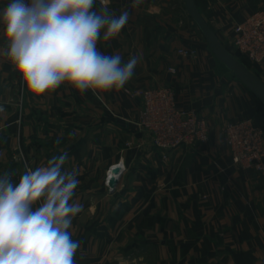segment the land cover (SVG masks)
I'll return each instance as SVG.
<instances>
[{"label": "crops", "instance_id": "1", "mask_svg": "<svg viewBox=\"0 0 264 264\" xmlns=\"http://www.w3.org/2000/svg\"><path fill=\"white\" fill-rule=\"evenodd\" d=\"M195 2L229 50L236 27L264 8V0ZM7 3L0 0V11ZM183 5L107 0L129 20L118 36L98 41L99 51L139 62L124 88L95 94L62 84L32 96L4 55L0 24V176L16 183L68 153L63 169H75L79 180L70 203L82 205L69 229L80 243L75 264H261L264 257V172L234 165L222 140L228 121L264 128V106L216 58ZM188 47L198 50L196 58L179 54ZM251 68L264 82V63ZM156 86L173 87L180 107L207 120L208 143L163 151L137 129L135 91ZM112 166L122 168L113 191Z\"/></svg>", "mask_w": 264, "mask_h": 264}, {"label": "clouds", "instance_id": "2", "mask_svg": "<svg viewBox=\"0 0 264 264\" xmlns=\"http://www.w3.org/2000/svg\"><path fill=\"white\" fill-rule=\"evenodd\" d=\"M141 0H134V6ZM9 0L0 11L4 55L34 97L67 84L81 95L124 88L139 57L99 51L101 38L119 35L129 13L115 15L100 0ZM58 142V141H57ZM68 153L45 167L26 170L13 183L0 176V264H75L80 243L69 229L82 205L70 203L79 185L75 169L64 170ZM38 205V206H36ZM35 206V207H34Z\"/></svg>", "mask_w": 264, "mask_h": 264}, {"label": "built area", "instance_id": "3", "mask_svg": "<svg viewBox=\"0 0 264 264\" xmlns=\"http://www.w3.org/2000/svg\"><path fill=\"white\" fill-rule=\"evenodd\" d=\"M179 54L196 58L193 47L179 49ZM232 53L252 65L264 63V8L250 14L236 29ZM172 72L175 69L171 68ZM141 99V108L133 124L147 133L155 148L169 151L181 146L191 147L210 141L207 120L194 109L179 106L171 86H156L135 91ZM222 140L230 150L233 164L245 169L264 172V128L251 120L228 121L223 126ZM109 170L107 184L115 175ZM118 177V176H117ZM261 264H264V257Z\"/></svg>", "mask_w": 264, "mask_h": 264}, {"label": "water", "instance_id": "4", "mask_svg": "<svg viewBox=\"0 0 264 264\" xmlns=\"http://www.w3.org/2000/svg\"><path fill=\"white\" fill-rule=\"evenodd\" d=\"M185 9L204 35L211 51L216 58L230 70L237 79L243 83L262 103L264 106V82L259 76L243 61L236 57L227 47H225L213 28L198 9L195 0H185ZM114 177L110 179L111 190H115L119 183V177L122 174L120 166L114 168ZM118 176V177H117Z\"/></svg>", "mask_w": 264, "mask_h": 264}, {"label": "trees", "instance_id": "5", "mask_svg": "<svg viewBox=\"0 0 264 264\" xmlns=\"http://www.w3.org/2000/svg\"><path fill=\"white\" fill-rule=\"evenodd\" d=\"M240 60L243 61L244 63H246L251 68V63L248 60L242 59V58Z\"/></svg>", "mask_w": 264, "mask_h": 264}, {"label": "rangeland", "instance_id": "6", "mask_svg": "<svg viewBox=\"0 0 264 264\" xmlns=\"http://www.w3.org/2000/svg\"><path fill=\"white\" fill-rule=\"evenodd\" d=\"M183 9H184V5H183ZM184 13H185V9H184ZM185 14L188 15L187 12H186ZM203 37H204V36H203ZM230 51L232 52V50H230ZM251 69H252V68H251Z\"/></svg>", "mask_w": 264, "mask_h": 264}]
</instances>
